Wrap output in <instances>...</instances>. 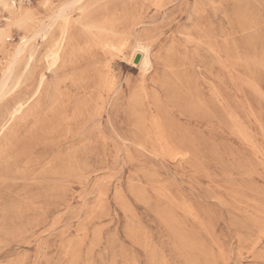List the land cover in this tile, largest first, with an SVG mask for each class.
<instances>
[{"label":"rangeland","instance_id":"1","mask_svg":"<svg viewBox=\"0 0 264 264\" xmlns=\"http://www.w3.org/2000/svg\"><path fill=\"white\" fill-rule=\"evenodd\" d=\"M0 31V264H264V0H0Z\"/></svg>","mask_w":264,"mask_h":264},{"label":"bare ground","instance_id":"2","mask_svg":"<svg viewBox=\"0 0 264 264\" xmlns=\"http://www.w3.org/2000/svg\"><path fill=\"white\" fill-rule=\"evenodd\" d=\"M78 13V12H77ZM61 15V12H60V14H59V16ZM27 20V18L26 17H22L21 19H20V23H25V21ZM36 34H42V37H44L45 35H46V32L45 31H43V29L42 30H38L37 32H36ZM8 37V35H7V32H5V31H0V39L2 40V39H5V38H7ZM40 39V38H39ZM42 40V39H41ZM62 40H63V38H61L60 39V42L57 44V48L55 49V50H53V51H51L50 52V54H49V56L51 57V59L53 60V62H56V61H58L59 60V47H60V44H61V42H62ZM25 43V42H24ZM23 43V44H24ZM124 47V46H123ZM23 51V48H19V49H17V51H16V56H18V55H20V53ZM140 54V56H141V63L143 64V65H146L147 63H148V59H147V55H146V52L143 50V49H141V48H134L133 49V51H132V57H134L136 54ZM31 59V58H30ZM31 61V60H30ZM29 64V63H28ZM140 64V63H139ZM54 65V64H53ZM27 66H29V65H27ZM7 68V67H6ZM27 69V68H26ZM1 76V75H0ZM4 89V88H3ZM23 106H24V103H20V102H18V103H16L15 105H14V107L12 108V114H14V113H18V112H20L21 110H22V108H23ZM11 134V133H10ZM12 135V134H11ZM26 159H28V158H26Z\"/></svg>","mask_w":264,"mask_h":264}]
</instances>
